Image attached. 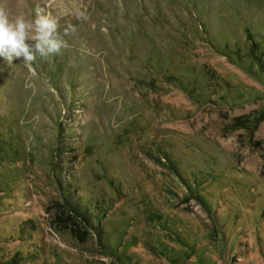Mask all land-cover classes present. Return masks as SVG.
Returning a JSON list of instances; mask_svg holds the SVG:
<instances>
[{"label": "rangeland", "instance_id": "1", "mask_svg": "<svg viewBox=\"0 0 264 264\" xmlns=\"http://www.w3.org/2000/svg\"><path fill=\"white\" fill-rule=\"evenodd\" d=\"M0 7L65 41L0 59V264H264V0Z\"/></svg>", "mask_w": 264, "mask_h": 264}, {"label": "clouds", "instance_id": "2", "mask_svg": "<svg viewBox=\"0 0 264 264\" xmlns=\"http://www.w3.org/2000/svg\"><path fill=\"white\" fill-rule=\"evenodd\" d=\"M64 46L65 41L58 36V21L44 9L37 7L31 18L23 14L10 18L0 7V59L12 63L22 58L24 63L31 64L37 56L59 53Z\"/></svg>", "mask_w": 264, "mask_h": 264}]
</instances>
